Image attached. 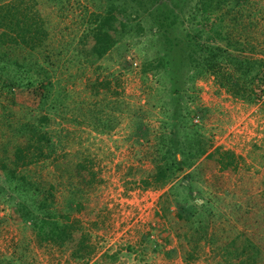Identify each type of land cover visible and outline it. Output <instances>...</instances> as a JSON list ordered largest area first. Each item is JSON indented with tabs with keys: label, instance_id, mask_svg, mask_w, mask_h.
Instances as JSON below:
<instances>
[{
	"label": "rangeland",
	"instance_id": "rangeland-1",
	"mask_svg": "<svg viewBox=\"0 0 264 264\" xmlns=\"http://www.w3.org/2000/svg\"><path fill=\"white\" fill-rule=\"evenodd\" d=\"M24 1L47 30L32 55L51 82V105L40 110L28 86L0 85V159L10 165L15 126L45 114L52 152L11 168L40 189L37 198L46 188L49 211L71 228L62 243L37 239L31 221L20 218V197L0 195V264H264V85L254 80L262 91L248 102L212 74L185 67L172 96L168 81L145 67L160 46L148 0L141 1L142 28L127 25L99 56L86 55L89 18L115 5L134 26L128 16L136 15L137 0ZM239 1L221 0L201 27L196 0H179L176 31L186 28L204 42L230 40L264 58V0ZM10 53L33 59L26 49ZM170 144L182 169L147 184ZM199 145L204 151L196 154ZM221 150L233 153L231 163L217 159ZM135 204L147 208L149 221L134 223L128 236Z\"/></svg>",
	"mask_w": 264,
	"mask_h": 264
},
{
	"label": "trees",
	"instance_id": "trees-1",
	"mask_svg": "<svg viewBox=\"0 0 264 264\" xmlns=\"http://www.w3.org/2000/svg\"><path fill=\"white\" fill-rule=\"evenodd\" d=\"M137 1L138 6L131 10L136 12V15L128 16L134 21V26L131 22L123 20L120 9L115 5L107 7L104 13L94 14L89 18V24L82 32L85 38H91L86 55L99 56L104 53L119 39L127 25L128 30L134 28L135 32L142 28L139 22L143 10L142 0ZM24 2V0L0 2V85L8 91L16 86L30 87L37 97L36 106L41 110L51 105L47 103L51 82L46 77L43 65L32 55V51L42 45L47 30L41 14L36 10L27 9L29 6L23 5ZM220 2L221 0H196L194 6L204 14L199 21L201 27H206L209 21L208 13L217 9ZM148 3L146 15L151 22L150 31L153 40H157L160 46L157 55L146 60L145 67L162 75L168 81L172 96L178 91V80L182 76L181 70L185 67L187 70L197 71L198 74H212L219 86L248 102L255 99L258 91H262V88H255L254 80L264 85V58L244 54L242 46L238 47L230 40L224 39L223 43L204 42L196 39L183 27L181 33H178L176 27L181 11L179 0H148ZM14 49L28 50L29 56L33 59L28 62L20 61L17 56L11 55L10 52ZM33 71L41 72L43 77L34 75ZM39 114L37 121L25 120L14 128L13 134L17 139L10 146V165L0 159V176L6 184L0 185V195L6 197L13 192L20 197L15 201L20 218L31 221L37 239L62 243L69 236L71 226L66 220L53 216L49 211V202L46 200L49 191L44 188L41 191L42 197L37 198L40 189L30 184L26 175L16 173L11 168L14 165L25 166L47 157L52 152L50 139L41 126V123L46 122V116ZM170 136H174L172 129ZM175 147L170 144L161 150L160 160L147 184L152 181L157 184L164 183L172 174L182 169L184 163L181 158L176 157ZM203 151L204 147L199 145L195 153L200 154ZM214 152L211 150L206 155L211 156ZM233 158L230 150H221L217 154V159L225 163H231ZM25 197H28L27 200ZM30 207L40 210L39 216L30 213Z\"/></svg>",
	"mask_w": 264,
	"mask_h": 264
},
{
	"label": "built area",
	"instance_id": "built-area-1",
	"mask_svg": "<svg viewBox=\"0 0 264 264\" xmlns=\"http://www.w3.org/2000/svg\"><path fill=\"white\" fill-rule=\"evenodd\" d=\"M131 201L136 202V201H134V198H132ZM147 207L149 208L150 206H147ZM128 214H130V216H128V220H130V223L128 224V227H127L128 228V236L131 234V232L133 230L134 223L143 225L149 221V212L147 211V208L143 207V206L141 208L140 206H138V204L130 205L128 208ZM124 231L120 237H122V240L125 241L126 239H128V237L125 236ZM106 248H107V246H106ZM103 249H105V248H103Z\"/></svg>",
	"mask_w": 264,
	"mask_h": 264
}]
</instances>
